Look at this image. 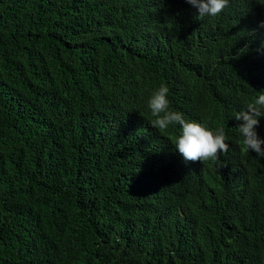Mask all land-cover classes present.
<instances>
[{"label": "trees", "instance_id": "16d2710c", "mask_svg": "<svg viewBox=\"0 0 264 264\" xmlns=\"http://www.w3.org/2000/svg\"><path fill=\"white\" fill-rule=\"evenodd\" d=\"M196 14L0 0V264H264V157L234 118L264 91V6ZM162 84L185 119L224 128L218 165L149 124Z\"/></svg>", "mask_w": 264, "mask_h": 264}, {"label": "clouds", "instance_id": "9594fccd", "mask_svg": "<svg viewBox=\"0 0 264 264\" xmlns=\"http://www.w3.org/2000/svg\"><path fill=\"white\" fill-rule=\"evenodd\" d=\"M185 2L197 9L196 16L203 19L219 16L229 6L230 0H185ZM252 2L264 6V0H252ZM259 27L264 29V20L259 22ZM147 106L153 117L149 121L152 128L165 133L170 127L179 126L178 134L172 139V146L186 162L202 164L211 162L218 165L220 154L228 151V137L223 127L212 129L205 123L187 120L182 112L170 107L167 85L162 84L153 91ZM261 116H264V91L258 92V95L246 104L244 110L238 111L234 118L242 121L237 130L242 137L244 150L253 151L257 156L264 157V139H261L256 132L258 117Z\"/></svg>", "mask_w": 264, "mask_h": 264}]
</instances>
